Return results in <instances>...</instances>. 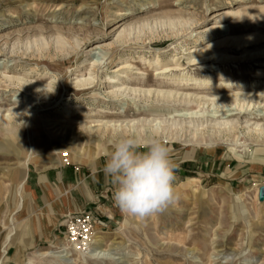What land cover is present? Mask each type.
Instances as JSON below:
<instances>
[{
  "label": "rangeland",
  "instance_id": "rangeland-1",
  "mask_svg": "<svg viewBox=\"0 0 264 264\" xmlns=\"http://www.w3.org/2000/svg\"><path fill=\"white\" fill-rule=\"evenodd\" d=\"M227 11L231 14L222 21ZM238 13L246 17L232 20ZM141 25L149 26L143 42L128 43L119 52L93 51L97 44L115 43L124 28ZM222 27L231 36H264V0H0V116L20 118L9 128L0 124V264H93L65 240L63 220L53 210L61 190L57 185L50 192L38 188L37 178L69 169L84 183L103 171L119 137L102 140L95 134L85 142L83 124L142 119L193 120L205 136L196 139L190 130L179 139L162 140L175 164L179 199L161 213L144 219L123 214L113 201L114 187H94L84 210L74 214L88 213L98 224L93 248H118L119 264H264V142L246 135L254 123L264 125V95L250 108L242 101V114L225 118L222 112L223 105L234 109L238 104L234 94H264V57L221 67L222 76L205 70L219 66L216 62L193 67L187 62L211 53L206 48L226 34ZM57 38L66 43L63 48H56ZM197 48L201 51L191 54ZM258 49L264 51V41L232 55ZM174 57L184 75L197 79L193 84L220 87L188 85L173 97L157 96L172 86L159 85L167 81L147 64ZM93 58L104 63L99 74L90 66ZM122 63L134 68L130 81H118L127 71L113 74ZM139 71L143 75H136ZM89 75L99 76L93 89L74 86ZM110 76L112 84L107 83ZM122 82L128 94L113 99L108 93ZM35 85L50 90L41 95L33 91ZM131 89L153 95H134ZM91 113L95 116L89 118ZM224 122L238 131L228 141L210 134ZM138 141L148 140L142 136ZM52 161L62 165L53 168ZM21 170L26 173L22 194L14 178Z\"/></svg>",
  "mask_w": 264,
  "mask_h": 264
},
{
  "label": "bare ground",
  "instance_id": "bare-ground-1",
  "mask_svg": "<svg viewBox=\"0 0 264 264\" xmlns=\"http://www.w3.org/2000/svg\"><path fill=\"white\" fill-rule=\"evenodd\" d=\"M231 13L229 11L224 12L221 14L222 16V21H225L229 18V15ZM129 16V15H127ZM246 17V13H238L236 15H232V20L238 21ZM123 25H120L117 27L116 30H119ZM149 27L147 25H141V26H128L124 28L121 32H119L116 36L115 43L112 45H109L108 47H105L103 44H97L95 45L93 51H100L102 49H113L114 52H119L121 47H124L125 45L128 46V43L132 42H143L142 34L144 33V28ZM223 29L226 27H222ZM149 29V28H148ZM224 29V30H225ZM227 30V29H226ZM225 31V35H223L221 38L217 39L216 41L212 42L206 50H211L209 54H206L205 56L202 57H189L187 58V62L189 63V66L193 67L196 65H209L211 62H216L215 64L219 66H208L205 68V70L210 71L212 74L213 73H219V76H222V71L221 67H226V66H235V65H242L244 61L250 60V59H261L264 57V51L262 50L261 52L258 51L255 53H250L247 50L244 52L245 55H240V57L234 56L232 54L236 52H241L243 49L248 48L249 46L253 44H258L262 43L264 41V36L263 35H249V36H231L230 33H227ZM66 45V43L61 39L57 38L56 42V48H63ZM78 45V44H77ZM79 46V45H78ZM105 47V48H103ZM257 50V49H256ZM261 50V49H260ZM198 51H201L200 48L195 49L191 54H196ZM207 52V51H206ZM15 53L14 51L11 52V54ZM97 58V57H96ZM93 58L90 61V66L94 68V72L96 71L97 73L99 70H104L105 68H102L101 65L104 66V63L99 62V59ZM180 59H175L171 58L169 63H163L159 58L156 61L153 62H148V67L153 68L154 71L156 72L155 76L157 78H161L162 80H166L167 83H159V85H171V91L167 92V94H163V92L158 91L156 93L157 96L165 97L166 95L169 97H173V93L181 90L185 86L188 85H195V86H202L204 88H208L210 86L215 87H220L218 85H214L211 82H203L198 85L197 84V79L193 77H188L184 75L182 72L185 71L183 66L179 62ZM145 62V61H144ZM213 64V65H215ZM118 70L113 72L115 73H120L122 71H127V73L121 77V80L118 81H130V76L132 77V73L130 74V70H134L132 65H128L126 63H122L119 65ZM95 72V73H96ZM96 73V74H97ZM182 73V74H181ZM99 74V73H98ZM130 75V76H129ZM136 75H143L142 72H137ZM83 77V76H82ZM99 77V76H98ZM97 76L92 77L89 75L88 78H82V80H77V82L74 84L77 88H80L81 91H88L90 89L94 88L96 79H98ZM113 77H107V83L112 84L114 82ZM10 82H13L14 84L18 85H28V83L20 78H7ZM160 80V79H159ZM196 83V84H193ZM143 84V83H142ZM144 84H147V81H144ZM143 84V85H144ZM125 85L124 82L120 84V88L117 91H111L108 94L111 95V97L114 98H119L123 96V94H128V91H122V87ZM183 86V87H182ZM24 88V87H23ZM186 88V87H185ZM251 88V87H247ZM35 89V90H34ZM33 91H36L37 93H42L41 95H45L46 93L49 92L50 87L48 85H35ZM129 92H132L134 95L138 94L143 95L144 97H151L153 95L152 91H143L141 89H131ZM182 93V92H181ZM175 94V93H174ZM39 95V94H37ZM155 95V94H154ZM175 95H178L176 93ZM264 94H255V93H244V94H234L231 97L235 100V103L237 102L238 104L234 106L235 108H229L227 105H223L222 112H225L227 116L225 118H230L233 115L234 112H242L244 111V105L241 106V102L244 101V104L248 103V108L252 106L251 103L260 100ZM94 96H97L95 94ZM187 96V95H186ZM185 96V97H186ZM225 97V95L218 97L219 100H222ZM168 98V97H167ZM188 98V97H187ZM200 99V97H197ZM202 103V101H200ZM23 105V102H21L20 106ZM255 105H253L254 107ZM20 110V109H19ZM9 113V111H8ZM215 113V112H214ZM6 115V114H5ZM14 114L9 113V115L6 117L5 116H0V124L4 125L5 127L9 128L12 127L15 123L20 122V118L18 116H13ZM95 116V113L89 114V118H92ZM182 115H179L181 117ZM183 115L182 117H184ZM246 116V115H245ZM186 117V116H185ZM224 117V116H222ZM254 118V117H253ZM258 118V117H257ZM252 119V118H251ZM264 120V119H263ZM256 121V120H255ZM47 123L49 125H56L53 120H47ZM254 123V122H253ZM138 124H140V128L138 127ZM81 126V125H79ZM78 126V127H79ZM65 128V127H64ZM83 128L86 129L87 137L85 142H88V138L98 134L101 139H107L111 138V140H115L118 137L122 136H134L138 140L143 136L146 138V140H150L153 135L158 136L159 139L163 140H170V139H179L182 137L185 132H191L193 131L192 136L194 138H203L205 136V132L199 129V126L197 122H194L193 120L190 121L189 123H186L184 120L183 121H161L158 119L155 120H148V119H142L141 121H132L128 123H121V122H111V121H92L89 123H84ZM66 129V128H65ZM191 130V131H190ZM237 131V128L235 127L234 124L231 123H217L212 127L210 130V134L212 136H215L219 138L221 141L225 140L228 141L229 139H232V137L235 136ZM248 137H250L252 140H256L257 142H264V125H261L258 123L253 124V128H248L247 134ZM245 135V136H246ZM91 139V138H90ZM238 139V138H237ZM73 141V139H71ZM111 141V142H112ZM20 204V203H19ZM22 204L19 205V208L21 207ZM21 210V209H20ZM101 244L102 241H99ZM63 245V244H62ZM76 248V246H71V248ZM102 245L95 246L92 248L90 251L95 250L96 248H100ZM64 252V251H63ZM45 255H50L51 253H44ZM56 258H63V256H56Z\"/></svg>",
  "mask_w": 264,
  "mask_h": 264
},
{
  "label": "clouds",
  "instance_id": "clouds-1",
  "mask_svg": "<svg viewBox=\"0 0 264 264\" xmlns=\"http://www.w3.org/2000/svg\"><path fill=\"white\" fill-rule=\"evenodd\" d=\"M103 171L115 186L113 201L123 214L144 219L165 211L179 199L170 149L156 135L143 145L134 136L119 137ZM88 256L93 264H119L121 252L105 246Z\"/></svg>",
  "mask_w": 264,
  "mask_h": 264
},
{
  "label": "crops",
  "instance_id": "crops-1",
  "mask_svg": "<svg viewBox=\"0 0 264 264\" xmlns=\"http://www.w3.org/2000/svg\"><path fill=\"white\" fill-rule=\"evenodd\" d=\"M52 164L54 165L53 168L62 165L61 163H56L54 161H52ZM103 168L104 167H102L101 170H103ZM262 171H264V168H262ZM79 176L80 175L74 174L69 169H55L51 172L48 171L44 176L37 178L38 184L36 185L38 188L42 185L41 187L43 189L50 192L49 188H52V185H57L59 191L61 190L58 192L59 197L54 203L55 208L53 210L55 216L62 218V220L69 215H74L79 211L82 212L84 210V203H88L86 197L88 198L90 194L94 193V187L105 186L107 188H115V186L111 183L110 178L105 175L104 171L96 172L93 176H91L92 178H89L82 184L78 182V179L80 178ZM14 178L21 185L20 191L22 194L25 187L26 173L21 170V172H18ZM46 198L48 200L47 194Z\"/></svg>",
  "mask_w": 264,
  "mask_h": 264
},
{
  "label": "built area",
  "instance_id": "built-area-1",
  "mask_svg": "<svg viewBox=\"0 0 264 264\" xmlns=\"http://www.w3.org/2000/svg\"><path fill=\"white\" fill-rule=\"evenodd\" d=\"M65 240L82 253H89L96 243L98 224L88 213L69 215L63 222Z\"/></svg>",
  "mask_w": 264,
  "mask_h": 264
},
{
  "label": "water",
  "instance_id": "water-1",
  "mask_svg": "<svg viewBox=\"0 0 264 264\" xmlns=\"http://www.w3.org/2000/svg\"><path fill=\"white\" fill-rule=\"evenodd\" d=\"M261 196H264V187L261 189Z\"/></svg>",
  "mask_w": 264,
  "mask_h": 264
}]
</instances>
